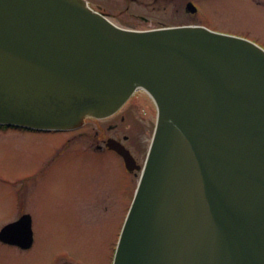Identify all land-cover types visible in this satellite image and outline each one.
<instances>
[{"label": "water", "instance_id": "water-1", "mask_svg": "<svg viewBox=\"0 0 264 264\" xmlns=\"http://www.w3.org/2000/svg\"><path fill=\"white\" fill-rule=\"evenodd\" d=\"M137 90L157 120L113 264H264V50L123 29L85 0H0V125L76 129ZM26 217L0 240L30 246Z\"/></svg>", "mask_w": 264, "mask_h": 264}, {"label": "rangeland", "instance_id": "rangeland-1", "mask_svg": "<svg viewBox=\"0 0 264 264\" xmlns=\"http://www.w3.org/2000/svg\"><path fill=\"white\" fill-rule=\"evenodd\" d=\"M86 1L91 9L102 12L122 28L134 23L152 28L159 22L167 25L197 22V13L194 17L184 14L188 0ZM191 1L196 7L199 5L198 19L208 27L246 38L264 48V6L252 0ZM132 14L144 15L149 21L141 23ZM5 130H0V228L21 216L16 205V196L20 194L23 211L31 217L36 242L29 252L0 244V264H50L55 260L59 264L62 258L74 264H111L110 248L118 217L84 213L80 207L82 200L90 197L95 184L112 188L114 193L116 188L112 183L116 174L118 179L123 180V176L104 164L114 166L115 157H100L83 151L92 145L89 130L90 136L80 140L76 135L70 143L68 134L32 135ZM77 143L82 144L83 150ZM60 144L62 148L67 146L58 149ZM67 148L69 152L65 155L54 156L55 151ZM56 158L53 167L45 168V172L37 176L48 161ZM129 192L130 189H121V195L116 196L122 207L131 198ZM121 216L123 220L125 215Z\"/></svg>", "mask_w": 264, "mask_h": 264}, {"label": "flooded vegetation", "instance_id": "flooded-vegetation-1", "mask_svg": "<svg viewBox=\"0 0 264 264\" xmlns=\"http://www.w3.org/2000/svg\"><path fill=\"white\" fill-rule=\"evenodd\" d=\"M255 1V2H254ZM198 2V1H197ZM257 5L264 6V0H252ZM192 3L195 6V3L191 0H188L185 2L184 6V14L189 15L190 17H194L197 13V22L195 24L189 23V24H177V25H167L162 22L158 23L157 27L152 28H143L141 24L134 23L130 27H126V29L130 30H137V31H144V30H152V29H158L162 27H177V26H185V25H197V26H203L210 30L217 31V32H223V33H229L220 31L218 29H212L205 25L200 19H198V15L200 14L199 5L197 4V12L194 11V13L190 12V10L187 7V4ZM132 17H134L135 20L140 21L141 23H147L149 19L145 17L144 15H137L132 14ZM136 24V25H135ZM156 107L153 103V101L150 99L149 96L143 91L136 92L121 108L118 110L115 114L103 118V119H96L92 117H86L83 120V124L72 130H66V131H37V130H29V129H19L18 131L20 133H29L32 135H61V134H68L71 137L68 138V142L70 143L72 139L76 138V135L81 140L84 136H90L88 130L92 133V145L87 150L82 149V144L77 143L78 148L83 150L85 153L90 152L97 156H107V155H113L115 157L114 166L112 164L105 165V167H108L110 170L114 169L120 176H123L122 179H118V176L116 174L115 181L112 183L113 188H116L114 193L106 186H99L97 184L92 186V193L90 197L84 201L82 204V210L84 213H92L93 215L96 214H107L111 217L117 216L118 226L116 231L114 232V239L111 245L112 253L114 255L115 248L117 245L118 238L120 236V232L122 229V216L126 215L129 207L131 205L132 199L135 195L137 184L143 169V166L146 161L149 145L151 142V138L154 132L155 123H156ZM108 122V123H105ZM3 128H0L2 130ZM124 132V133H123ZM127 132V133H125ZM150 136V139L148 137ZM116 145L121 152L126 156L124 158L123 154L121 152H118L114 150L113 148H110V145L113 144ZM148 142V143H147ZM62 143V142H61ZM110 143V144H109ZM73 145V144H71ZM76 145V146H77ZM67 145H64L63 148H66ZM62 144H60L58 149H63ZM73 148V147H72ZM55 151L53 154L56 157H60L66 154V152H69V149H65L64 151ZM60 152V153H58ZM63 154V155H62ZM56 159H51V161H48L46 165L40 169L38 175L34 174V176H41L45 172V168H49L50 166L53 167V164L56 162ZM50 162V163H49ZM108 162V161H106ZM123 182V183H122ZM118 185L116 186V184ZM124 184L123 187H121ZM116 186V187H115ZM121 189L129 190L128 193L131 198L128 200L127 204L122 207L120 205V201L116 196L121 195L119 194V191ZM23 203L21 195L17 194L16 196V205H18L19 214L22 216H29V214L24 213L23 207L21 206ZM124 209V210H123ZM123 210V212H122ZM121 216V218H120ZM19 217V218H20ZM31 218V217H30ZM112 220V219H111ZM110 220V221H111ZM117 221L114 225L117 224ZM32 242L30 246L27 248H21L19 246H13L9 243H5L0 240V244L14 247L19 249L22 252H29L31 251L33 242L35 240V234L32 230ZM36 242V240H35ZM112 255V259H113ZM59 264H74L68 262L65 258L60 259ZM58 264V260L50 262V264Z\"/></svg>", "mask_w": 264, "mask_h": 264}, {"label": "bare ground", "instance_id": "bare-ground-1", "mask_svg": "<svg viewBox=\"0 0 264 264\" xmlns=\"http://www.w3.org/2000/svg\"><path fill=\"white\" fill-rule=\"evenodd\" d=\"M185 26H191V25H185ZM162 28H165V27H162ZM208 30V29H207ZM213 32H215V33H218L217 31H213ZM221 34H223V35H228V36H234V34H232V33H223V32H221ZM0 128H3V129H6L5 131L7 132V131H9V130H15V131H18L20 128H18V127H9V126H3V125H0ZM23 129H25V128H23ZM30 130V129H29ZM37 131H41V130H37ZM21 218V217H20ZM20 218H18L16 221H18ZM26 223H25V225L27 224V230L29 231V230H33V227H32V220H31V218L28 216V218L26 217ZM15 221V222H16ZM14 235V234H13ZM33 239V238H32ZM32 239L31 240H29V238H27V241H26V245H28V244H30V242L32 241ZM10 244V243H9ZM11 245H13V246H19V244H14V243H12ZM34 245H35V240H34V242H33V245H32V248L34 247ZM19 247H21V246H19ZM22 248V247H21Z\"/></svg>", "mask_w": 264, "mask_h": 264}]
</instances>
